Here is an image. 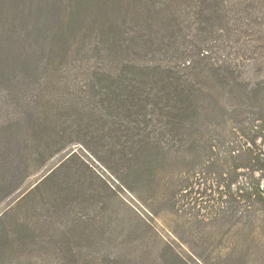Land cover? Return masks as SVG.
I'll use <instances>...</instances> for the list:
<instances>
[{
	"label": "trees",
	"instance_id": "1",
	"mask_svg": "<svg viewBox=\"0 0 264 264\" xmlns=\"http://www.w3.org/2000/svg\"><path fill=\"white\" fill-rule=\"evenodd\" d=\"M204 2L197 5L198 16L208 17L200 29L183 22L182 0H0V161L8 154L13 168L16 156L24 165L20 178L28 179L69 144L95 142L116 161L115 178L122 186H127L123 180L132 173L152 182L153 165L169 153L174 136L182 144L185 124L198 113L201 102L220 106L219 88L236 85L240 98L264 100V80L239 81L242 67L231 56L212 58L206 47H199L197 53H179L176 46L190 42L191 32L216 29L222 34L233 25L223 24L227 18L221 13L227 10V0H215L212 6L222 27L209 23ZM150 19L153 22L147 25ZM246 19L253 18L237 20L238 33L264 27L262 19L243 24ZM154 25L167 35H158ZM84 26L92 34L76 49ZM86 47L95 50V63L87 75L76 76L70 84L71 57L81 55ZM108 49L117 62L104 57ZM172 50L178 52L174 57L169 56ZM18 70L26 74L17 75ZM246 157L259 163L254 154ZM76 158L75 153L67 154L40 174L37 184L15 205L0 211V264L27 257L37 246H52L57 264H82L84 247L96 245L106 234L111 236L102 226L95 229L94 223L99 218L100 224L112 226L110 218L116 215L112 198L104 195L93 182L91 170ZM182 187L178 186L177 195L184 191ZM18 188L12 175L0 174V196L6 192V198ZM256 198L264 201L258 186L251 189L248 200ZM45 199H50V207ZM37 200L45 201L43 209L48 214L40 225L38 219L27 220V214L37 213ZM81 202L87 206L72 221L80 240L69 234L60 238L53 218L63 219L62 214H70ZM21 210L25 211L22 219L18 217ZM17 250L20 254L14 255ZM129 255L108 253L106 259L111 264H128L130 259L124 257ZM87 259L84 264H98L97 258Z\"/></svg>",
	"mask_w": 264,
	"mask_h": 264
},
{
	"label": "rangeland",
	"instance_id": "2",
	"mask_svg": "<svg viewBox=\"0 0 264 264\" xmlns=\"http://www.w3.org/2000/svg\"><path fill=\"white\" fill-rule=\"evenodd\" d=\"M203 2L204 11L210 17L209 23L220 27L216 15L212 14L215 0H182V20L184 23L188 21L185 25L203 27L204 19L208 17L196 13L197 5ZM227 3V10L221 13L227 18L223 24L233 25L226 33L220 34L216 29L205 34L194 31L188 36L190 42L182 41L181 46L176 47L181 54L184 51L197 53L199 47H206L212 58L227 59L231 56L243 70L238 80L256 84L264 80V27L252 28L250 33H238L236 30L239 19L257 18L264 23V0H227ZM257 3L260 5L256 6ZM246 10L251 12L243 14ZM152 22L150 19L145 23L150 25ZM152 29L158 31V35H167L157 25ZM82 32L85 33L76 40V49L92 34L86 26ZM148 33L152 32L149 30ZM178 40L181 41L182 37L178 36ZM177 54L172 50L169 56ZM105 55L112 62H117L109 49ZM95 57V50L87 47L81 55L74 53L68 67V82L73 84L76 76L80 79L87 75ZM17 72V75L26 74L21 70ZM2 81L5 90L6 82ZM207 83L215 84L213 80ZM222 89L219 88L217 95L222 101L220 106L225 109L210 106L206 100L201 102L198 113H194L197 116L193 114L185 124L182 144L174 136V140L169 142V153L153 165L152 182L132 173L123 180L127 186H122L115 178L118 170L116 161L95 142L69 144L64 151L51 156L28 179L20 178L24 170L20 159L14 157L12 168L9 166L12 157L6 154V158L1 157L0 174L12 175L20 188L6 198V192L0 196V211L15 205L37 184L40 174L72 152L76 154L79 165L82 162L91 170L95 178L93 182L104 195L112 198L116 210V215L110 218L112 226L100 224V219H95V229L102 226L110 231L111 236L108 238L106 234L96 245L84 247L81 254L86 257L82 264L88 261L87 257L97 258L98 264H111L106 256L116 252L129 253L124 257L130 259L128 264H264V201L257 198L248 200L251 189L258 186L264 192V100L255 101L248 96L240 98L236 85ZM248 154L256 155L259 163L250 162L246 157ZM180 184L185 189L177 195ZM126 188L134 190L130 193ZM45 200L50 207V199ZM37 201V213L27 214V220L38 219L40 225L47 220L48 214L43 209L45 201ZM86 206L81 202L73 206L70 214H62L60 217L63 219L53 218L54 232L60 238H67L69 234L75 241L80 240L79 228L72 221L77 220V214ZM24 213L21 210L18 217L22 219ZM52 251V246L48 249L37 246L31 255L12 264H57ZM13 254L19 255L20 250Z\"/></svg>",
	"mask_w": 264,
	"mask_h": 264
}]
</instances>
